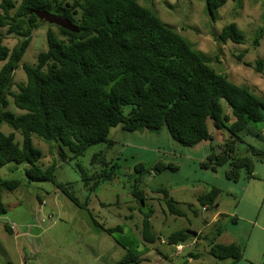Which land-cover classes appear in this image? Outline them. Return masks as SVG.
Here are the masks:
<instances>
[{"label":"trees","instance_id":"trees-1","mask_svg":"<svg viewBox=\"0 0 264 264\" xmlns=\"http://www.w3.org/2000/svg\"><path fill=\"white\" fill-rule=\"evenodd\" d=\"M226 2L205 0V5L214 17ZM37 10L69 19L78 31L40 20ZM45 22L56 31L47 29L46 49L37 53L35 63L22 64L25 81L16 83L17 90L12 92L14 70L27 50L32 32ZM7 35L19 37L11 48L2 44ZM263 35L261 28L252 45H258ZM218 38L222 42L245 41L235 22L225 24ZM0 61H4L0 66V167L9 162L27 164L25 173L30 180L52 182L79 207L82 205L69 191V184L55 180L54 164L44 167L43 153L33 145L32 135L54 141L59 159L66 161L92 144L107 141L109 129L117 125L126 131L165 126L170 136L184 146L211 141V128L223 127L227 138L218 152L207 155L202 167L215 170L225 165V178L237 181L242 171L254 176V158L264 159L263 149L243 139L247 135L264 139L262 130L255 127L264 122V102L246 86L231 82L225 73L212 67L178 31L162 23L137 0H0ZM247 64L264 77L263 60ZM7 95L19 113L7 108ZM2 124L18 131L21 140L13 132H4ZM240 143L246 148L240 150ZM96 162L102 165L100 171L82 174L85 185L93 180L89 190L113 179L117 167L108 166L109 162L99 154L91 158V164ZM19 185V179L0 180V191H12ZM219 193L217 187H212L199 195L197 202L201 207L215 208ZM132 194L141 210L144 195L140 191ZM164 197L169 212L181 215L166 191ZM86 204L87 201L83 206ZM4 211L0 196V212ZM150 212L143 217L141 234L146 242L153 243ZM114 229L119 228H104L108 233ZM191 237L194 236L186 230L178 229L167 235L166 243L181 245ZM208 253L235 262L243 257V248L235 242H213ZM187 256L197 255L190 251ZM138 257L127 248L118 264H140Z\"/></svg>","mask_w":264,"mask_h":264},{"label":"rangeland","instance_id":"rangeland-1","mask_svg":"<svg viewBox=\"0 0 264 264\" xmlns=\"http://www.w3.org/2000/svg\"><path fill=\"white\" fill-rule=\"evenodd\" d=\"M137 2L178 31L217 71L225 73L231 82L246 86L264 102V77L247 64L258 58L264 61V35L258 45H252L257 31L264 30V0H227L214 17L207 11L205 0ZM230 22H235L244 34L243 43L218 38L221 28ZM49 27L56 31L45 22L32 32L27 50L14 70L12 92L17 90L16 83L25 81L22 64L35 63L37 53L46 49ZM18 40L17 36L7 35L2 44L11 48ZM7 98V108L19 113L11 96ZM222 105L229 114L224 101ZM255 127L264 136V122ZM1 129L21 140L19 132L9 125L2 124ZM210 132L213 140L184 146L170 136L165 126L126 131L117 125L109 129L107 141L92 144L66 161L59 159L54 141L32 135L33 145L43 153L44 167L54 164L55 180L69 184V191L82 206L73 203L52 182L30 180L25 163L1 166L0 180L19 179L20 185L12 191H0L5 209L0 212V264H112L127 248L142 257L140 264H264V159L254 158L253 177L242 171L237 181L228 180L225 165L215 170L201 166L210 152L219 151L228 136L223 127L211 128ZM243 139L264 150V139L252 135ZM239 145L240 150L246 148L244 143ZM94 154L101 155L108 166L117 167L113 179L89 190L93 180L85 185L82 174L88 176L102 169L99 162L91 164ZM212 187L220 190L216 209H203L197 197ZM133 191L144 195L141 210ZM165 191L181 215L169 212ZM216 211L218 215L213 220ZM149 212L153 243L146 242L141 234L143 217ZM90 216L97 223L93 224ZM117 226L119 229L112 233L104 230ZM178 229L195 231L199 237L188 238L181 243L182 251H178L175 245L166 243L167 235ZM213 242L238 243L243 257L235 262L214 257L208 253ZM188 251L197 256L188 257Z\"/></svg>","mask_w":264,"mask_h":264},{"label":"water","instance_id":"water-1","mask_svg":"<svg viewBox=\"0 0 264 264\" xmlns=\"http://www.w3.org/2000/svg\"><path fill=\"white\" fill-rule=\"evenodd\" d=\"M35 14L40 20H44L50 24H55L57 26H60L64 29L72 31V32L78 31V27L75 24H73L69 19H67L65 17L55 15L49 11H46V10H37V11H35ZM140 202L142 204V201H140ZM186 233H188L194 237L197 235V232L192 231V230H187Z\"/></svg>","mask_w":264,"mask_h":264},{"label":"crops","instance_id":"crops-1","mask_svg":"<svg viewBox=\"0 0 264 264\" xmlns=\"http://www.w3.org/2000/svg\"><path fill=\"white\" fill-rule=\"evenodd\" d=\"M215 208H216V207H215ZM206 209H207V208H206ZM217 215H218V214H217V211H216L215 214L213 215V218H212V219L214 220L215 217H216ZM219 215H220V214H219ZM10 231L12 232V229H11ZM22 234H23V233H22ZM25 234L27 235V232H26ZM197 234H198V233H197ZM18 235H19V234H16V236H18ZM34 237H38V235H37V236H34ZM195 242H196V240H195V241H192V243H194V244H195ZM111 252H113V250H111ZM188 252H190V251H188ZM188 252H187V253H188ZM188 255H189V254H188ZM121 257H122V256H121ZM121 257H120V258H121ZM120 258H119L118 260L114 261L112 264H115V263L118 264ZM138 258H142V257L139 256ZM134 264H135V263H134Z\"/></svg>","mask_w":264,"mask_h":264},{"label":"built area","instance_id":"built-area-1","mask_svg":"<svg viewBox=\"0 0 264 264\" xmlns=\"http://www.w3.org/2000/svg\"><path fill=\"white\" fill-rule=\"evenodd\" d=\"M203 209H205V207H203ZM175 247L177 248L178 251H182V249H183L182 245H180V244L175 245Z\"/></svg>","mask_w":264,"mask_h":264}]
</instances>
